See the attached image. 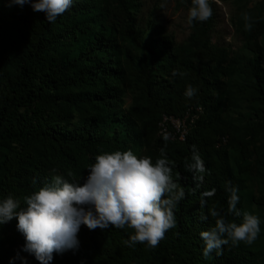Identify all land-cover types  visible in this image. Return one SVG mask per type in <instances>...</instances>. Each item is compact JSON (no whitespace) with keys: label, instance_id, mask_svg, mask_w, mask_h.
Returning a JSON list of instances; mask_svg holds the SVG:
<instances>
[{"label":"trees","instance_id":"16d2710c","mask_svg":"<svg viewBox=\"0 0 264 264\" xmlns=\"http://www.w3.org/2000/svg\"><path fill=\"white\" fill-rule=\"evenodd\" d=\"M158 7L144 17V0H76L54 24L29 4L11 15L0 13V198L11 194L23 206V197L54 175L82 184L87 167L102 151L131 149L154 161L162 147L174 164L173 179L178 176L186 192L175 209V228L157 247L125 245L133 232L129 228L89 230L81 225L78 247L54 253L50 264H264L258 252L242 242L229 243L221 254L214 251L207 259L202 254L199 233L215 223L209 208L215 207L227 221L240 222V217L227 213V182L238 189L237 208L243 212L249 206L239 189L248 178L251 152L242 148L235 167L222 144L231 136L224 118L231 90L225 81L228 53L211 43L213 17L194 21L189 44L182 47L166 33L155 12ZM247 40L255 53L250 90L264 101L260 19ZM173 69L186 75L173 77ZM133 75L139 99L124 109ZM189 84L198 88L191 100L184 96ZM73 107L87 114L81 123L70 121ZM261 110L264 113V107ZM164 117L187 123L183 138L170 122L165 126L173 137L161 132ZM192 145L207 170L199 187L184 167ZM212 188L215 195L202 207L200 194ZM16 223L13 218L0 225V264H9L17 254L27 264H40L23 251L25 239ZM13 264L21 261L14 259Z\"/></svg>","mask_w":264,"mask_h":264},{"label":"clouds","instance_id":"9594fccd","mask_svg":"<svg viewBox=\"0 0 264 264\" xmlns=\"http://www.w3.org/2000/svg\"><path fill=\"white\" fill-rule=\"evenodd\" d=\"M76 0H11L12 4L23 7L29 4L33 11L43 12L46 21L56 23L57 18L67 12ZM183 2V0H182ZM214 0H191L187 23L207 22L213 15L211 4ZM245 30L251 31L252 18L243 14ZM185 72L173 69L171 76L183 78ZM198 94V88L186 86L184 96L191 100ZM167 140L168 137H165ZM174 164L169 161L165 149L153 161L150 156H138L131 149L102 151L94 157L88 167V174L81 184L70 181L64 175H54L31 194L20 199L9 194L0 198V225L13 218L16 228L24 236L23 251L34 255L40 264H50L53 254L75 249L79 245L78 232L81 225L89 230L110 227L132 229V234L124 241L128 247L137 243L155 248L165 233L176 226L175 209L185 199L186 192L180 186L177 176L173 179ZM185 170L193 173L199 182L204 179L206 168L196 145H192V155L184 164ZM35 183V181H34ZM225 190L230 193L227 213L240 217V222L227 221L215 207L208 210L214 218V226L199 233L203 241L202 254L207 259L214 251L221 254L222 248L243 242L252 245L261 233L264 221L258 215L237 208L238 189L227 182ZM195 191V188L193 189ZM216 189L200 194V204L215 195ZM202 219H207L203 217ZM19 259L27 264L25 257L10 258L9 264Z\"/></svg>","mask_w":264,"mask_h":264},{"label":"rangeland","instance_id":"374dc122","mask_svg":"<svg viewBox=\"0 0 264 264\" xmlns=\"http://www.w3.org/2000/svg\"><path fill=\"white\" fill-rule=\"evenodd\" d=\"M157 4L159 7L155 12L166 29V33L173 37L179 45L186 47L195 31L194 24L187 23L191 0H183V2L182 0H144L143 16L146 17ZM211 7L214 19L211 28V43L218 48L225 49L228 53L225 81L231 90L230 105L224 113V118L231 127V136L222 144L224 147L227 145L231 164L235 167L236 163L240 162L242 148L247 147L251 152L248 178L241 181L239 193L244 205H249L246 211L258 215L264 221V122H262L264 113L261 110L264 107V101L258 99L250 90L252 84L250 69L255 53L249 49L247 35L250 31L245 30L243 19L245 13L252 18L254 22L252 29L255 27L256 19L264 23V0H214ZM20 9L21 7L12 4L11 0H0V13L5 12L11 15V12ZM125 40L121 38L122 44ZM137 86L138 81L133 75L130 77L125 93L124 109L134 106L139 99ZM77 108H71V113H69L71 114L70 121L76 124L81 123L83 117L87 115ZM168 122L183 138L188 129L187 123L177 118L164 117L161 122V132L171 137L173 134L165 126ZM248 140H250L249 144L244 146L243 142ZM243 244L247 248H254L264 260V223L261 224L258 239L252 245Z\"/></svg>","mask_w":264,"mask_h":264},{"label":"built area","instance_id":"2783aa9c","mask_svg":"<svg viewBox=\"0 0 264 264\" xmlns=\"http://www.w3.org/2000/svg\"><path fill=\"white\" fill-rule=\"evenodd\" d=\"M184 136V135H183Z\"/></svg>","mask_w":264,"mask_h":264}]
</instances>
